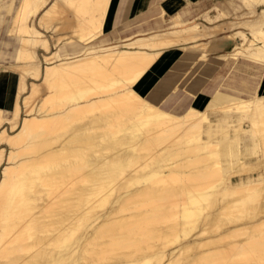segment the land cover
<instances>
[{
	"label": "bare ground",
	"instance_id": "6f19581e",
	"mask_svg": "<svg viewBox=\"0 0 264 264\" xmlns=\"http://www.w3.org/2000/svg\"><path fill=\"white\" fill-rule=\"evenodd\" d=\"M119 1L0 0V75H17L0 264H264V0H205L192 18L159 5L122 38L124 9L105 29ZM214 42L254 80L204 91ZM172 47L187 70L155 104L145 75Z\"/></svg>",
	"mask_w": 264,
	"mask_h": 264
},
{
	"label": "crops",
	"instance_id": "0c3cea01",
	"mask_svg": "<svg viewBox=\"0 0 264 264\" xmlns=\"http://www.w3.org/2000/svg\"><path fill=\"white\" fill-rule=\"evenodd\" d=\"M126 3H122L123 1H119L117 5V10L114 15H111L105 26L106 31L108 33H112L115 29L114 25L118 20V12L123 10L124 20L123 24L120 26L118 37L122 38L126 35L138 30V29H147L150 25H154L152 21L163 20L169 18L170 15H173L176 11H180L181 9H185V18H192L195 15L201 16L206 11V4L204 5L205 0H125ZM125 4V5H124ZM161 5L165 11V16H160L158 6ZM131 11H133V17L130 15ZM119 15V16H120ZM199 19H201L199 17ZM132 21H134L132 23ZM139 26H133V25ZM152 25V26H153ZM129 30L127 31V29ZM78 50H74V53H77ZM182 51L177 47H172L167 50H164L154 64L150 67L149 72L145 75L149 78L151 83L155 81H160L153 87V89L148 93L147 98L150 99L153 103H160L171 91L174 85L179 83L180 79H182L184 71H186V67L182 66L180 61L182 57ZM217 63V62H216ZM233 62H218L219 67H226L231 65ZM222 65V66H221ZM251 77V75H248ZM234 79H238L236 82L240 80L248 82V78L239 77V76H231L229 80H232L231 83H234ZM234 80V81H233ZM5 82L7 85L4 86ZM3 83V84H2ZM17 83V75L12 74L10 72L3 73L0 75V108L6 109L7 104H10V108L12 106L14 97H15V85ZM244 83V82H243ZM232 84L221 83L219 85L230 86ZM218 86V85H217ZM214 86L213 88H215ZM204 91H208L213 88L203 87ZM178 96L171 95L167 98L165 107L169 110H179L182 108V103L178 102ZM207 95L205 93H199L193 100H191L195 106L202 107ZM173 104H171L172 102Z\"/></svg>",
	"mask_w": 264,
	"mask_h": 264
},
{
	"label": "rangeland",
	"instance_id": "374dc122",
	"mask_svg": "<svg viewBox=\"0 0 264 264\" xmlns=\"http://www.w3.org/2000/svg\"><path fill=\"white\" fill-rule=\"evenodd\" d=\"M130 15L133 17V15H134L133 14V11H131ZM133 22L134 21H132V23ZM133 26H139V25L137 24V25H133ZM214 44H216L218 46V49L217 50L216 49H213L211 52H209V55H208L207 58L210 61H214V62L216 61L218 63V62H221V61L220 60H217V59H214L213 60L212 58L215 57L219 53H225V50H223L221 48V45L218 42H214ZM212 53H213V55H212ZM11 62L12 61H10L7 58V59H5L4 61L1 62V67L2 68H5V66L9 65ZM243 63H245V61H243L241 58H239L238 61H235L231 65H228L226 67H219L216 71H214L212 73V76H210L211 78L208 79V82L206 81L207 83H205V85L203 87L213 88L214 86H217V85H219L221 83L232 84L231 83L232 80H229V78L231 76H234V75L239 76V77H246V78H248V80L253 81L254 79L252 77H249L248 76L250 74V71H248V68L246 66H243ZM234 64H236V66ZM215 65H218V64H215ZM237 65H238L239 69L236 68ZM234 66H235V68H234ZM186 70H187V68H186ZM189 70H191V74H192V69H189ZM2 74H3V72H1V75ZM191 74L190 73L188 75L186 74V76H184L183 79L184 80H186L188 78L191 79V77H192V76H190ZM3 83H5V82H3ZM6 85L7 84L5 83L4 86L6 87ZM185 95L186 94H183V92H179V94L177 95L179 97L177 103L178 102H181L183 100V97ZM173 103L174 102H172L171 104H173ZM6 109H8V110L10 109V104H7V108ZM5 115L8 116L9 115L8 112H6Z\"/></svg>",
	"mask_w": 264,
	"mask_h": 264
}]
</instances>
